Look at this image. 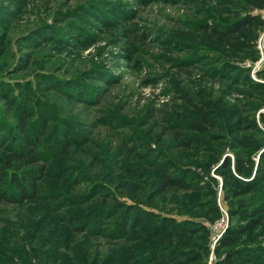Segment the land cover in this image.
Segmentation results:
<instances>
[{
  "label": "rangeland",
  "instance_id": "374dc122",
  "mask_svg": "<svg viewBox=\"0 0 264 264\" xmlns=\"http://www.w3.org/2000/svg\"><path fill=\"white\" fill-rule=\"evenodd\" d=\"M244 13L264 21V0H0V138L13 141L16 115L47 119L38 197L0 203V264H220L228 253L240 264H264V220L231 246L218 245L227 229L244 223L228 211L241 202L249 212L264 199V181L226 203L216 171L233 156L226 128L236 116L260 130L245 133L258 147L254 165L264 150V99L251 94L242 73L264 83V25L256 53L231 59L224 74L226 59L198 30ZM197 92L214 112L195 154L175 147L169 123L195 119ZM65 138L67 150L48 151ZM166 162L191 171L203 195L157 194V165ZM130 207L141 211L140 223L121 219ZM165 218L205 230L181 242L154 235ZM245 247L252 254L239 255Z\"/></svg>",
  "mask_w": 264,
  "mask_h": 264
},
{
  "label": "trees",
  "instance_id": "16d2710c",
  "mask_svg": "<svg viewBox=\"0 0 264 264\" xmlns=\"http://www.w3.org/2000/svg\"><path fill=\"white\" fill-rule=\"evenodd\" d=\"M263 25L264 21L257 14L244 13L234 21L226 24L202 23L199 25L198 30L202 34V42L206 47L212 48L226 59V61L221 62V72L224 74L233 66L230 63L231 59L241 60L248 52L252 54L256 53L254 42L258 31ZM254 58L251 57L253 60ZM242 73H245L243 75V82L251 90V94L254 97L262 96L264 99V83L253 82L248 77L246 70L242 71ZM196 96H198L197 103L192 105L195 119L183 121V123L170 121L169 125L173 128L175 147L181 151L193 150L195 154H198L201 141L196 137L208 135V124L212 119L214 104L210 100L205 99L200 92H197ZM4 98H7V96L4 95ZM262 103L264 105V102ZM146 116L148 119H151L153 115L147 114ZM16 117L18 133L15 135L13 141L6 142L0 138V203L4 201L17 204L38 197V184L44 179L46 172V165L43 162L44 154L40 147L47 124L46 117H38L36 115V118L30 121V123L27 122V117H21L20 115H16ZM236 117L226 128V133L230 136L231 142L229 148L233 156L231 158L226 156L222 164L216 169L221 174V198L226 203L227 201L232 202L240 196L247 195L264 181V150L259 153L258 160L254 165L250 154L256 151L258 147L253 145L254 139L247 138L245 134L249 130L260 133V130L253 119L249 120L245 116ZM261 119H264V114L261 115ZM2 122V117H0V124ZM144 122L147 123V120ZM184 129L192 132L190 133L191 135H181L179 132H183ZM69 144L68 138H65L57 146L48 147V151L51 152L52 149L65 151L70 147ZM135 144L138 145L137 143ZM209 150L208 148L207 151ZM231 165L232 168H230ZM157 167H161L158 171L161 173V179L157 182V194H165L172 189L176 191L195 189L200 194L205 192V187L190 183L189 179L192 176V172L188 169H175V166L170 162H166L165 166L157 165ZM170 168L176 171L174 170V173L173 171L168 172ZM219 170H224L225 172L222 173ZM252 170H254L252 178L246 181L243 180L242 178H245L246 174ZM206 192L208 193L206 196L214 197L215 190L208 189ZM255 204L249 212H241V202L236 203L238 205L236 210L228 211V217H232L233 215L243 216L242 221L244 223L243 225L232 226V228L225 231L224 235L218 240L220 248L231 246L234 237L249 235L262 224L264 220V199L257 201ZM133 210V207L127 209L128 213L125 212V215L121 219L124 218L122 220L125 221L126 216H129L133 224L140 223V218L142 217L141 211L137 210L132 214ZM213 213L217 214V207H214ZM124 226L126 225H122L118 229L120 233H124ZM187 226V223H181L173 218H165L162 219L160 230L156 229L154 235L161 236L162 238L165 236L171 239L176 238L181 242L185 234L190 233L192 235L196 231L202 232L205 230L203 226L199 225H197L199 227L198 230H195L196 228L192 225V228ZM190 235L187 237L190 238ZM218 245H216V248ZM241 251L244 252L238 253L242 256L250 255V252L251 254L253 252L249 250V247H245ZM192 259L197 260L196 257ZM220 264H240V262L236 259L235 253L232 255L228 253L221 259Z\"/></svg>",
  "mask_w": 264,
  "mask_h": 264
}]
</instances>
